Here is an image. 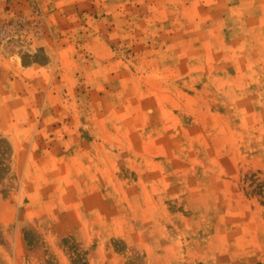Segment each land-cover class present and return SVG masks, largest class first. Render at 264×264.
<instances>
[{"label":"rangeland","instance_id":"1","mask_svg":"<svg viewBox=\"0 0 264 264\" xmlns=\"http://www.w3.org/2000/svg\"><path fill=\"white\" fill-rule=\"evenodd\" d=\"M4 7L0 264H264V0Z\"/></svg>","mask_w":264,"mask_h":264},{"label":"crops","instance_id":"2","mask_svg":"<svg viewBox=\"0 0 264 264\" xmlns=\"http://www.w3.org/2000/svg\"><path fill=\"white\" fill-rule=\"evenodd\" d=\"M5 1L6 0H0V21L7 18V16H5V14H4V13H6L5 7H4ZM14 3H16V2H14Z\"/></svg>","mask_w":264,"mask_h":264}]
</instances>
